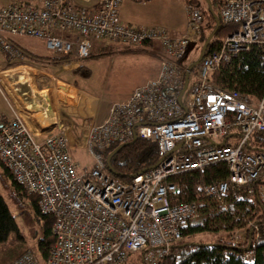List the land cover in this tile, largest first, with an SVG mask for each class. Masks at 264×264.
Returning a JSON list of instances; mask_svg holds the SVG:
<instances>
[{"label": "built area", "instance_id": "2783aa9c", "mask_svg": "<svg viewBox=\"0 0 264 264\" xmlns=\"http://www.w3.org/2000/svg\"><path fill=\"white\" fill-rule=\"evenodd\" d=\"M120 1L84 6L75 0H0V53L7 61L23 57L12 35L43 39L55 55L73 52L80 60L90 55V38L132 48L156 43L162 51L156 75L111 103L105 118L85 132L84 146L93 161L89 169L72 160L63 129L37 141L14 109L0 123V163L37 196L40 210L53 216L46 264H127L132 257L139 264H161L197 215L195 202L170 201L178 190L170 177L223 163L226 180L195 186L200 194L221 200L230 187L264 174V152L242 150L250 133L264 134V92L254 100L210 80L215 68L239 52L264 45V0H221L219 20L236 29L201 57L189 88L192 69L181 61L188 46L198 42L202 9L186 7V25L173 36L163 28L124 23ZM230 126L238 135L227 139ZM136 137L155 143L157 161L125 181L109 176L102 151ZM232 138L237 141L231 143ZM231 242L245 244L244 230L234 232ZM240 257L249 262L253 253L247 250ZM8 264L40 263L27 250Z\"/></svg>", "mask_w": 264, "mask_h": 264}, {"label": "trees", "instance_id": "16d2710c", "mask_svg": "<svg viewBox=\"0 0 264 264\" xmlns=\"http://www.w3.org/2000/svg\"><path fill=\"white\" fill-rule=\"evenodd\" d=\"M181 1L186 7H197L204 13L205 24L201 26L198 42L194 46L195 50L200 52L203 43L209 37L203 55L217 50L226 35L235 31V24H224L219 20L218 9L221 0ZM213 3L217 4V12L212 8ZM102 48L108 49L109 46L105 45ZM73 55V52L57 55L52 58V62H69ZM92 57L90 54L87 58L81 59V62L89 61ZM195 61L190 65V69L193 65L196 67ZM85 62L74 69V74L81 79H87L90 75V68ZM210 80L223 89L236 90L251 99H259L264 92V45H252L248 50L239 52L231 61L215 68L210 73ZM1 120L2 118L0 123L3 122ZM228 131L225 136L227 139L238 135L234 126H230ZM236 139L232 138L230 142L235 143ZM118 145L114 144L103 150L102 156L106 173L120 181L147 170L158 159L155 143L149 139L136 137L133 141L122 144L106 162L109 152ZM242 150L248 153L264 152V134L250 133L242 145ZM0 165L13 186L11 199L17 203L19 197H24L31 203L34 218L40 223L41 228V235L36 239V247L42 259L46 261L53 243V216L51 213L42 212L38 206L37 196L27 193L13 180L6 167L2 163ZM226 179L227 169L223 163H214L203 169L189 170L169 178L178 189L172 194L170 201L195 202L197 215L183 228L181 238L170 246L161 264H264V204L258 191L259 187L264 185V174L249 184L230 187L221 200L206 197L195 189L197 183ZM16 230L14 217L0 195V242L4 241L11 231ZM241 230H244L245 244H232V235ZM32 235H36L33 228ZM247 250L253 253V258L249 262L243 261L240 257ZM24 251H27L26 248L9 254L0 261V264H8Z\"/></svg>", "mask_w": 264, "mask_h": 264}, {"label": "crops", "instance_id": "0c3cea01", "mask_svg": "<svg viewBox=\"0 0 264 264\" xmlns=\"http://www.w3.org/2000/svg\"><path fill=\"white\" fill-rule=\"evenodd\" d=\"M96 1L82 0L80 2L87 3L84 6H90ZM120 2L118 13L124 23L143 28L157 27L166 30L169 28L173 36L179 35L186 25V6L181 0H122ZM11 42L14 43L12 40ZM159 48H157L158 51L151 46L141 48V51L153 54L157 62L153 66V72L147 79L139 82L140 85L156 75L162 53ZM2 58L0 85L3 90L0 92V118L5 120L11 115L13 109L17 110L37 141L63 129L68 138L70 150L79 147L75 146L77 143L75 140H78L76 135H79V132L84 134L90 125L97 124L92 119L95 120L99 96V93H92L89 90L84 79L74 74L75 67L85 61L81 62L73 55L69 62H46L37 60L35 55L26 57L24 53L19 61H7L3 55ZM85 64L88 67L90 65L88 61ZM74 94L76 97L85 94L96 102L94 104L82 102V113H75L76 119L73 121ZM88 104L91 105L90 109L87 107ZM86 111L87 114L89 111L92 112L86 117ZM106 113L107 110L105 116ZM74 142L76 143L73 144ZM82 143L84 145V141Z\"/></svg>", "mask_w": 264, "mask_h": 264}, {"label": "rangeland", "instance_id": "374dc122", "mask_svg": "<svg viewBox=\"0 0 264 264\" xmlns=\"http://www.w3.org/2000/svg\"><path fill=\"white\" fill-rule=\"evenodd\" d=\"M30 1L38 3L41 0ZM75 1L87 5L85 2H80L82 0ZM212 8L214 12H217V4L213 3ZM204 24L205 19L203 25ZM167 31L168 34H173L169 28ZM9 38H11L17 48L21 49L26 57L35 55L37 60H44L46 62L53 61L52 58L55 56V53L46 48L43 39L17 35L9 36ZM105 45L109 46V48H102ZM141 46L143 47L132 48L119 42L108 43L106 40L90 38L89 52L93 57L89 58L90 75L87 79H84V82L92 93H99L95 120L92 119V121L98 123L105 116V112L111 103L128 97L130 92L140 85L139 82L147 79L153 72V66L157 62V58L150 52L141 51V48L151 46V48L158 51L157 48H159V46L156 43H147ZM198 55L199 51L195 50L194 45H189L182 59V64L186 67L192 65ZM161 58L162 53L160 54V59ZM1 59L3 58L0 53V60ZM78 60L80 61V59ZM54 65L57 66L56 64ZM196 71L197 69L195 65H193L192 72H189L187 76V88L194 82L193 73ZM99 84H101L100 87ZM2 90L0 85V92H2ZM74 98L75 100L72 104V106H74V110H72V120L76 119L75 113H82V102L83 104H85V101L91 104L96 102V100L85 94L79 97H76V94H74ZM87 107L90 109L91 105L88 104ZM91 112L92 111H89L87 114L86 111V114H84L87 117ZM84 135L85 133L82 134L81 132H79V135H76L78 140H75L77 143L74 142L73 144L76 143L75 146L79 147L71 149L70 156L80 169H89L93 161L87 153L85 146L82 145ZM12 190L13 186L10 179L0 165V195L7 204L17 225V230L11 231L7 238L0 242V261L9 254H14L26 248V250L30 251L36 257L40 264H46L36 247V239L41 235V228L40 223L34 218L31 203L24 197H19L17 203L14 202L10 197ZM258 191L261 196V201L264 204V185L260 186ZM32 228L36 232L35 236L32 235ZM135 258H131L130 262L132 264H135V261H137ZM130 262H127V264H131ZM136 264H139L138 261Z\"/></svg>", "mask_w": 264, "mask_h": 264}, {"label": "water", "instance_id": "95a60500", "mask_svg": "<svg viewBox=\"0 0 264 264\" xmlns=\"http://www.w3.org/2000/svg\"><path fill=\"white\" fill-rule=\"evenodd\" d=\"M208 40H209V37L205 40V42L203 43V45H202V47H201V51L199 52V55H198V57H197V59H196V61H195V64L196 63H198L199 62V60L201 59V57H202V55H203V51H204V49H205V47H206V45H207V42H208ZM191 68V66L188 68V69H190ZM185 82H186V78H185ZM124 145V144H123ZM120 146H122V144H120V145H118L116 148H114L112 151H110L109 152V154L107 155V157H106V162L108 161V159H109V157L120 147Z\"/></svg>", "mask_w": 264, "mask_h": 264}]
</instances>
